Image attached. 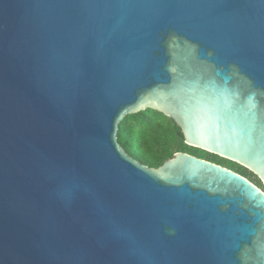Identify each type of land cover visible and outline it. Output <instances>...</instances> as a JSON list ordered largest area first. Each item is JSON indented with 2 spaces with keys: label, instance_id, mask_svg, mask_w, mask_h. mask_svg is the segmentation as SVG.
Returning a JSON list of instances; mask_svg holds the SVG:
<instances>
[{
  "label": "water",
  "instance_id": "water-1",
  "mask_svg": "<svg viewBox=\"0 0 264 264\" xmlns=\"http://www.w3.org/2000/svg\"><path fill=\"white\" fill-rule=\"evenodd\" d=\"M264 184V0H0V264H264V189L120 144L128 114Z\"/></svg>",
  "mask_w": 264,
  "mask_h": 264
},
{
  "label": "trees",
  "instance_id": "trees-1",
  "mask_svg": "<svg viewBox=\"0 0 264 264\" xmlns=\"http://www.w3.org/2000/svg\"><path fill=\"white\" fill-rule=\"evenodd\" d=\"M118 140L128 153L150 167H160L176 152L182 151L229 167L264 189L262 180L247 167L188 145L178 124L158 110L149 108L128 114L120 124Z\"/></svg>",
  "mask_w": 264,
  "mask_h": 264
}]
</instances>
